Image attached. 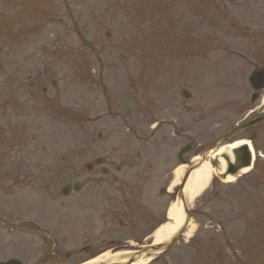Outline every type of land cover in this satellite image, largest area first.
Segmentation results:
<instances>
[{
	"label": "rangeland",
	"instance_id": "1",
	"mask_svg": "<svg viewBox=\"0 0 264 264\" xmlns=\"http://www.w3.org/2000/svg\"><path fill=\"white\" fill-rule=\"evenodd\" d=\"M256 1L0 0V218L8 225L0 234L12 229L0 260L82 264L151 244L175 197L168 187L181 144L138 158L139 122L159 110L156 121L168 119L173 104L182 143L194 146L183 176L223 139L261 64L264 3ZM152 135L144 126L140 137ZM103 169L108 215L93 211L89 222L85 194L61 193ZM263 183L211 182L190 206L192 236L152 264H264Z\"/></svg>",
	"mask_w": 264,
	"mask_h": 264
},
{
	"label": "flooded vegetation",
	"instance_id": "2",
	"mask_svg": "<svg viewBox=\"0 0 264 264\" xmlns=\"http://www.w3.org/2000/svg\"><path fill=\"white\" fill-rule=\"evenodd\" d=\"M264 3V0L256 1L255 4L259 5ZM235 5H242L246 8H250L251 6L247 4H250L248 1L246 2H234ZM232 27H236V24L234 23ZM260 57H261V64L255 68H252L253 72H262L263 75H259L252 80H250V77L247 79V88L249 91H251L249 102L246 104H241V106H237L234 108L233 111V117H232V125L230 127V131L226 134H231L230 139L228 142L234 143H242L232 154L231 156H225L227 159V163L229 164L228 172L227 170L223 173H219L216 177V182H224L228 178L227 173L233 174L235 177H237L236 181L243 177L242 174V167L244 163L248 162V171L246 173V178L250 180H254L256 177H259L261 181V185L264 181V119L261 120L264 117V109L262 106L264 105V88H260L262 85H264V46L260 50ZM169 88V87H168ZM162 92V91H161ZM187 92V93H186ZM190 95L191 93L188 90H182L181 95L183 98H185V95ZM258 103H261L259 105ZM157 106H155L156 108ZM173 107V104L166 107L165 114L168 113L169 118L165 120H161L160 122L156 121V118L159 119L162 110L156 111V113L152 114L153 116H144L142 118V121L139 122V125L136 129V132H138L139 136H136V143L134 144V147H138V158L142 156V154L147 150L149 147H179L180 151L184 149H189L190 152L193 150V145L191 144H183L182 141L185 137L183 133L184 125L181 124L183 127H176V122L173 121V117L175 115L174 111H171ZM203 112L201 111V114ZM242 117V119H239V117ZM156 117V118H155ZM145 127H148L152 132V137L146 139H141V133L143 132V129ZM165 130H170L169 135L165 133ZM174 130V131H173ZM137 135V134H136ZM225 135V136H226ZM224 136V137H225ZM223 137V138H224ZM152 141L151 143H149ZM173 142V143H172ZM227 142V143H228ZM243 147H250L251 151L247 149V151H244ZM182 160L185 162H188L186 159H184V156L182 157ZM97 164H104L105 161L103 159H98L96 161ZM88 169L91 172H94V166L88 165ZM118 171L121 172L122 168L118 167ZM102 172L105 174L104 176H96V177H88L86 178L84 184L80 183V181H76L73 184L79 183L80 191H71L67 195L61 193L65 198H69L72 196V200L74 199V195H83L85 194V202L79 203L80 207H86L89 213V222L92 221V217L94 215V212L99 214V217L101 220H106L107 218V204L105 201H103V189L104 184L109 182L108 179V170L103 169ZM80 178V177H78ZM118 178L115 177V180ZM225 179V180H223ZM256 181V180H255ZM237 184V183H234ZM264 184V183H263ZM253 185V183H252ZM87 188L88 190L84 193L83 189ZM262 189H264L263 186H261ZM219 194V193H218ZM56 199H60V197H57ZM72 202V201H71ZM61 205L65 206V201H61ZM78 206V204H77ZM81 209V208H79ZM94 211V212H93ZM53 220V219H52ZM30 227H36L40 230V227L36 225L34 222L29 221L26 223ZM7 223L2 222L0 218V232L7 231ZM24 231V230H22ZM8 232V231H7ZM10 234L3 233L0 234V243L2 253L4 255L7 254V251L12 246V239L8 238V236L12 234V229H9ZM2 237V238H1ZM3 239V240H2ZM43 242H46V239L43 240ZM51 257L50 255L48 256ZM72 258V255L67 254L66 255V261L70 260ZM11 258H4L0 261H7ZM46 262V261H45Z\"/></svg>",
	"mask_w": 264,
	"mask_h": 264
},
{
	"label": "bare ground",
	"instance_id": "3",
	"mask_svg": "<svg viewBox=\"0 0 264 264\" xmlns=\"http://www.w3.org/2000/svg\"><path fill=\"white\" fill-rule=\"evenodd\" d=\"M242 143H234L231 145H226L219 149L216 153L211 152L209 155V160L204 162L201 167L194 170L184 189V194L187 199L190 201V205L194 204L210 187L213 177L216 174L222 173L226 170V162L222 160L220 157L222 155L231 156L232 152L238 148ZM219 159V168L216 169L212 166L211 162ZM201 160V157H196L194 159V163H197ZM184 166H179L173 172V178L171 184L168 188V192L172 193L177 187L180 186L183 173ZM248 169L242 171V173H246ZM235 177L228 176L227 181L233 182ZM185 223V217L183 214L182 206L180 201L172 202L168 213H166V221L165 223L153 233V235L149 238L150 243L152 245H159L168 241L172 236H174L178 231L183 227ZM194 232V226L190 222L186 232L183 234V238H190L192 233ZM133 252L129 250L119 251L117 253H113L111 251L106 252L95 259L85 263V264H112V263H120L126 264L127 257L131 255ZM152 258L142 257L139 261L134 262L133 264H149Z\"/></svg>",
	"mask_w": 264,
	"mask_h": 264
},
{
	"label": "water",
	"instance_id": "4",
	"mask_svg": "<svg viewBox=\"0 0 264 264\" xmlns=\"http://www.w3.org/2000/svg\"><path fill=\"white\" fill-rule=\"evenodd\" d=\"M259 75H263V73L262 72H255L252 76V79L259 76ZM262 87H264V85H262L259 88H262ZM185 97L188 98V95H185ZM263 119H264V117L261 120H263ZM230 137H231V135L226 136L221 142H219L217 145L212 147L209 151L204 153L201 156V160L199 162L191 163L190 167L185 172V175L181 181V185H180L179 189L175 191V201H180L181 206H182V210H183V214L185 217V223H184L183 227L178 231V233H176L174 236H172L168 241H166L164 243H161V244L155 245V246L150 245V246H146V247H143L141 249L135 250L131 255H129L127 257V263L126 264H133L134 262L139 261L142 257H146V258L151 257L152 258V257L157 256L159 254L165 253L186 232L188 225L190 224V216H189L190 201L187 199L186 195L184 194L185 185H186L191 173L194 170L201 167L202 164L205 161H207L211 152H215V151L219 150L223 145H225V143L229 140ZM243 149H244V151H247V147H243ZM188 150L189 149L182 150L181 153L178 155V158L181 160L182 155L184 153H186ZM247 166H248V162L244 163L243 167H247ZM71 189H73L75 191H80L79 185L75 184L73 186H66L64 188V193L65 194L69 193L71 191ZM153 259L155 261L157 260L156 257ZM0 264H23V263L19 260L11 259V260H8L6 262H0ZM112 264H120V263H112Z\"/></svg>",
	"mask_w": 264,
	"mask_h": 264
}]
</instances>
